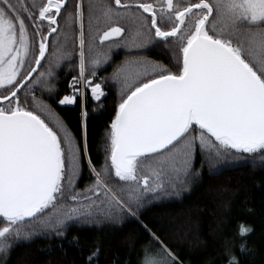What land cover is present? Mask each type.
Listing matches in <instances>:
<instances>
[{
    "label": "snow or ice",
    "instance_id": "1",
    "mask_svg": "<svg viewBox=\"0 0 264 264\" xmlns=\"http://www.w3.org/2000/svg\"><path fill=\"white\" fill-rule=\"evenodd\" d=\"M65 6L66 0H46L39 5L33 2L31 6L23 0H0V88L16 89L10 96L0 97V219L4 224L0 227V253H7L21 239L30 240L45 231L63 237L69 221L97 222L96 216L117 220V212L136 217L133 209L142 207L145 197L179 195L187 190L189 179L200 174L192 166L197 145L210 163H230L246 155L259 157L264 164V0H198L183 6L174 0H161V20L172 23L167 31L157 25V9L152 4L114 0L113 6L111 0H90L87 48L93 65H98L103 55L96 44L97 36L101 45L122 36L125 29L112 24L124 20L130 25L127 43L131 47L144 48L153 39L172 38L182 66L174 74L158 63L139 60L117 70L114 77L123 78L128 93L110 124V165L106 163L103 175L92 168L95 183L87 189L103 199L97 204L93 196L66 195V190L74 191L79 148L58 118L53 121L54 130L35 111L22 107L17 98L21 88L33 83L30 77L47 51V36L40 25L47 21L49 35L55 33L57 28L51 25L57 24ZM76 8L83 81L84 13L81 4ZM132 8L149 13L150 25L147 17L132 12ZM25 19L41 37L39 56L34 60L37 67L26 73L23 70L32 43ZM72 19L69 14L66 22L70 24ZM103 27L107 30L100 35ZM63 55L61 52L58 58ZM45 75L51 77L52 72H41L40 79ZM76 83L74 77L70 85L74 90ZM86 84L91 86L92 81ZM91 92L97 101L104 95L99 83L91 86ZM75 99V95L64 96L59 103L72 104ZM37 107L53 120L46 105ZM193 126L199 130L198 137L190 135ZM84 137L83 151L87 154L86 126ZM153 156L159 159L152 167L150 182L149 175L138 177L137 169L140 158ZM109 169L129 186H110ZM66 199L70 205L57 209ZM142 227L160 247L143 248L140 264H181L147 225ZM252 231L240 225L241 237ZM74 241L78 244V237ZM100 251L99 246L91 251L86 264H93ZM239 251L247 254V244H240ZM226 256L228 264H240L239 258L227 251Z\"/></svg>",
    "mask_w": 264,
    "mask_h": 264
},
{
    "label": "trees",
    "instance_id": "2",
    "mask_svg": "<svg viewBox=\"0 0 264 264\" xmlns=\"http://www.w3.org/2000/svg\"><path fill=\"white\" fill-rule=\"evenodd\" d=\"M143 1L146 0H122V3L138 4ZM13 2L16 3V0ZM33 2L39 5L46 0H23V3L29 6ZM78 3L82 5L84 13L86 49L90 0H66L65 8L57 17V24L52 25L57 28L55 33L49 35L47 21L40 25L43 35L47 36V51L38 67L34 60L39 56L41 37L33 32L29 21L25 19L32 49L23 71L26 73L31 67H37V71L30 77L33 82L31 86H25L17 92L22 107L35 111L47 123L48 117L37 107L38 104L46 105L48 109H54L53 112L62 114L77 134L80 133V106L77 104L75 109L66 108L59 105L58 101L66 93L72 75L77 72L76 66L80 58V22L76 19ZM36 14L38 15V12ZM69 14L73 17L71 21L73 30L70 34L71 39L68 37L65 39L63 33H66V17ZM115 22L122 24L125 32L130 31L126 21ZM61 52L65 55L58 58ZM85 54L88 65L93 66L92 58L86 50ZM49 71L52 72L51 77L45 75L40 79L41 72L47 74ZM38 79L39 83L36 82ZM14 90L16 89L0 88V97L10 96ZM110 107L108 104V110L105 112L108 115L113 112L114 107H111L112 110ZM107 121L108 117L101 116L89 120L88 146L91 167L89 165L79 167L77 175L73 177L74 191L66 190V195L80 193L93 196L87 189L93 187L95 183L92 168L103 175L105 166L98 164L100 160L98 142L102 127ZM199 134L198 128L193 126L190 135L198 137ZM109 155L105 164L110 165ZM158 159L159 157L155 156L140 158L138 177L149 175L151 182V170ZM192 166L194 171L200 174L189 179L187 190L181 191L179 195L171 193L162 195L159 199L145 197L142 207L138 210L135 207L133 209L137 212L136 217L117 212L114 213L118 217L117 220L96 216L94 220L97 222L69 221L63 237H57L52 231H45L30 240L21 239L15 242L7 253H0V264H86V258L97 246L101 251L93 264H140L143 248L150 246L156 250L160 247L142 225H147L148 229L177 255L181 264H228L226 251L228 255L238 257L240 264H264V164L260 158L245 155L231 159L230 163H210L207 154L202 153L197 145ZM109 173L107 183L110 186L114 188L129 186L115 177L114 170L109 169ZM93 199L100 204L103 196L99 198L93 196ZM70 203L67 199L61 201L57 209ZM241 224L253 228L254 231L241 237L239 234ZM3 226L0 219V227ZM76 237L79 240L78 244L74 241ZM242 243L248 246L245 255H241L239 251V245ZM60 245H63V248L59 247Z\"/></svg>",
    "mask_w": 264,
    "mask_h": 264
},
{
    "label": "flooded vegetation",
    "instance_id": "3",
    "mask_svg": "<svg viewBox=\"0 0 264 264\" xmlns=\"http://www.w3.org/2000/svg\"><path fill=\"white\" fill-rule=\"evenodd\" d=\"M113 6H114V0H112ZM138 3H149L156 7L157 9V25L162 30H170L172 23L171 22H165L161 20V14L159 12V6L161 3V0H146L143 2ZM174 3H179L181 6L186 5L188 3H194L189 0H174ZM134 9V13L143 15L148 18V23L150 25V14L149 13H143L142 10L137 8ZM124 21V20H123ZM113 27H123L122 24L119 23H113ZM49 24L46 23L47 31H49ZM52 27V25H51ZM80 27V26H79ZM104 30H107L106 27L102 28L100 31V35H102V32ZM131 31L124 32L122 36L120 37H113L109 41H105L104 44L99 43V38L97 36V47L101 50L103 55L101 56V62L98 65L89 66L87 62V55L85 54V76L84 80H80V58L77 67V72L72 75L71 79L68 82V89L66 93H64L59 101L63 99L64 96H72L75 95L76 99L75 102L72 104H63L62 107L66 108H72L75 109L78 106H80V114H79V120H80V133L77 134L75 130L69 125L65 117L57 112H53V107H51L53 110H50L53 115V120H49V126L53 127L55 129L54 120L58 118L64 125L65 128H67L68 132L73 137L74 143L79 148V167L82 165H89L90 155H89V146H88V126H89V120L92 117H108V121L105 123V125L102 127L101 130V136L98 142V152L100 154V160L98 164L100 166H105L106 159L109 155V149H110V124L111 121L114 119V115L117 109V106L121 103L122 98H126V94L128 93V89L125 88L123 84V78L117 79L114 77V74L117 72L118 69L121 67L131 64L132 62L139 61V60H147L150 62L158 63L162 65L163 67L169 69L172 73L178 74L180 67L182 66L180 63V54L178 49L175 47V41L172 38H169L168 41H162L160 39H153L151 43H148L144 48H133L130 44L127 42L130 39ZM152 35L154 36V30L152 32ZM80 50V49H79ZM93 73H95L93 75ZM76 78L77 83L75 84V90L70 85L73 84V78ZM154 78V77H153ZM88 80L92 81V85L94 86L96 83L101 84V90L104 92V95L100 98V100H95L92 96L91 92V86H88L86 82ZM131 83V82H130ZM135 86H139L138 83H136ZM134 90V87L132 88ZM58 101V102H59ZM58 104V103H57ZM108 104H110L111 107H114L112 114L108 115L105 112L108 110ZM87 113V116H83V113ZM47 122V123H48ZM85 126L87 131V154L84 153V132H85ZM60 133L58 132V135ZM80 136V137H79ZM92 162V161H91ZM67 166V165H66ZM90 166V165H89ZM91 167V166H90Z\"/></svg>",
    "mask_w": 264,
    "mask_h": 264
},
{
    "label": "rangeland",
    "instance_id": "4",
    "mask_svg": "<svg viewBox=\"0 0 264 264\" xmlns=\"http://www.w3.org/2000/svg\"><path fill=\"white\" fill-rule=\"evenodd\" d=\"M131 11H134V9H131ZM128 27H129V30H130V25L128 24L127 25ZM65 30H66V33H63L66 37H68V38H70V34H71V32H72V30H73V25H72V23H66L65 24ZM79 31H80V27H79ZM87 38H86V41H87V43H88V40H89V33H87ZM80 36V35H79ZM71 39V38H70ZM86 53L88 54V48H87V46H86Z\"/></svg>",
    "mask_w": 264,
    "mask_h": 264
}]
</instances>
